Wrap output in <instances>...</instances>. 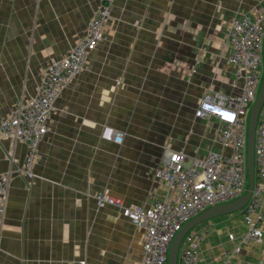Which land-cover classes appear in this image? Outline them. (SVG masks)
<instances>
[{"label":"crops","instance_id":"0c3cea01","mask_svg":"<svg viewBox=\"0 0 264 264\" xmlns=\"http://www.w3.org/2000/svg\"><path fill=\"white\" fill-rule=\"evenodd\" d=\"M98 0H0V123L35 96L45 65L81 39ZM264 0H113L103 40L54 102L38 144L33 178L19 173L25 146L0 137V174L9 176L0 216V264H138L143 231L114 206L150 207L164 194L154 178L163 150L186 165L221 151L216 120L194 111L211 89L236 95L227 62L232 17ZM122 135L104 141L103 127ZM260 242L243 241L240 212L196 225L198 264H264ZM233 235L230 240L228 235ZM240 251L236 252V247Z\"/></svg>","mask_w":264,"mask_h":264},{"label":"built area","instance_id":"2783aa9c","mask_svg":"<svg viewBox=\"0 0 264 264\" xmlns=\"http://www.w3.org/2000/svg\"><path fill=\"white\" fill-rule=\"evenodd\" d=\"M113 0H98L84 36L69 52L52 58L45 65L35 96L17 101L0 123V137L13 145L25 146L19 173L33 178L38 158V144L46 134V123L60 93L79 75L90 51L103 40L111 19ZM228 64L234 79L241 82L236 95L206 91L194 111L198 119L216 120V141L221 151L209 150L194 157L186 165L182 152L163 150L161 165L154 171L156 180L164 183V194L150 207H125L120 199L107 192L95 197L98 207L114 206L137 228L143 231L142 252L138 264H167V254L175 234L190 219L210 207L229 203L244 194L247 186L246 141L247 119L260 87L263 72L264 6L230 19L227 35ZM104 141L120 143L122 135L111 127H103ZM254 181L250 198L241 209L246 225L243 241L260 242L264 205V103L259 111L253 148ZM9 185V176L0 174V216H2ZM230 240L233 235H228ZM203 235L188 232L181 241L177 264H198ZM240 246L236 247V252ZM83 264V263H82Z\"/></svg>","mask_w":264,"mask_h":264},{"label":"water","instance_id":"95a60500","mask_svg":"<svg viewBox=\"0 0 264 264\" xmlns=\"http://www.w3.org/2000/svg\"><path fill=\"white\" fill-rule=\"evenodd\" d=\"M264 103V42H263V72L258 90L257 97L251 106L247 119V141H246V171H247V186L243 195L237 199L210 207L200 212L198 215L186 222L181 229L173 237L167 254V264H177L179 247L184 236L190 232L196 225L205 221L225 216L233 213L240 212L241 209L247 204L254 181V163H253V148L255 128L259 111Z\"/></svg>","mask_w":264,"mask_h":264}]
</instances>
